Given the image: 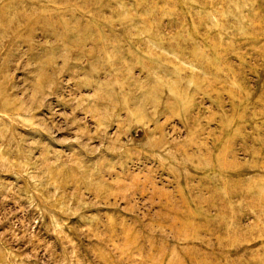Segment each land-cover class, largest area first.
Returning a JSON list of instances; mask_svg holds the SVG:
<instances>
[{
	"label": "rangeland",
	"instance_id": "obj_1",
	"mask_svg": "<svg viewBox=\"0 0 264 264\" xmlns=\"http://www.w3.org/2000/svg\"><path fill=\"white\" fill-rule=\"evenodd\" d=\"M0 264H264V0H0Z\"/></svg>",
	"mask_w": 264,
	"mask_h": 264
}]
</instances>
